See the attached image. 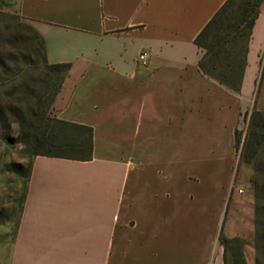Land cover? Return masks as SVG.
Instances as JSON below:
<instances>
[{
  "label": "crops",
  "instance_id": "crops-1",
  "mask_svg": "<svg viewBox=\"0 0 264 264\" xmlns=\"http://www.w3.org/2000/svg\"><path fill=\"white\" fill-rule=\"evenodd\" d=\"M225 1L16 0L17 14L44 41L47 63L69 65L53 117L91 127L93 153L86 162L32 160L8 264H208L214 257L233 183L234 132L264 52L263 1L240 93L201 74L194 40ZM141 52L145 67L136 61ZM225 141L233 155L221 184L213 159ZM245 173L231 197L233 215L252 203ZM213 201L220 209L210 226ZM232 220L225 237H242L229 229ZM222 254L215 252V264Z\"/></svg>",
  "mask_w": 264,
  "mask_h": 264
},
{
  "label": "trees",
  "instance_id": "trees-1",
  "mask_svg": "<svg viewBox=\"0 0 264 264\" xmlns=\"http://www.w3.org/2000/svg\"><path fill=\"white\" fill-rule=\"evenodd\" d=\"M262 2L263 0H226L194 40V44L202 52L198 62L201 74L236 94H239L241 90L251 31ZM23 32L32 37L34 44L31 50L36 59L41 56L52 75L57 74L50 76L45 73L46 83L55 79L54 89L48 101L52 105L69 70V65L48 64L44 41L39 34L19 15L0 10V35L8 33L12 43L19 45L20 48L23 45ZM240 42H244L242 46ZM10 71L8 66L0 60V87L11 79L10 76L3 77V75L7 77ZM25 89L28 91L27 87ZM6 94L14 98L15 90H10ZM34 101L27 103L28 105L35 103V106L28 108L26 114L22 115L14 109L10 110L13 120L25 130L24 141L32 150L31 160L37 156H43L81 162L90 161L93 153L92 128L56 118H47L46 111L40 108L41 96ZM239 143L240 134L236 129L234 132L236 152L239 151ZM238 157L241 163L253 165L254 168L253 187L256 198L254 264H264V221L261 222V216L264 215L260 212L259 206L261 195L264 194V163H260L261 160L264 161V111L251 112ZM217 240L223 250V264H247L244 257V248L247 243L242 238H227L219 235Z\"/></svg>",
  "mask_w": 264,
  "mask_h": 264
},
{
  "label": "rangeland",
  "instance_id": "rangeland-1",
  "mask_svg": "<svg viewBox=\"0 0 264 264\" xmlns=\"http://www.w3.org/2000/svg\"><path fill=\"white\" fill-rule=\"evenodd\" d=\"M0 10L5 13L18 15L16 0H0ZM23 37V45L19 48V45L12 43L9 39L8 33L0 35V60L11 70L7 77L3 75L5 78L10 76L11 79L4 82V86L0 87V264H8L10 260L32 164V150L24 141L25 130L18 122L13 120L10 110L14 109V111L18 110L22 115L26 114L28 108L35 106V103L34 105H28L27 103L35 102L34 100L41 96V110L46 111L47 118H54L51 111V103L48 101L54 89L55 79L46 83L45 73L50 76L57 74L52 75L45 63H43L41 56L36 59L31 50L34 44L31 35L23 32ZM243 43L240 42L241 46ZM259 62L261 70L255 79V88L251 93L248 109L239 115L237 121V131L240 134L239 151L242 148L251 112L256 110V106L264 109V52L261 54ZM25 87L28 88V91ZM10 90H15L14 98H10L6 94ZM225 142H221L216 151L218 159H213L215 161L213 164L216 165V170L219 172L221 184L225 182L224 170L229 165V160H231L233 155L230 146H228L229 143ZM239 151L236 152L235 150V162L233 161L231 165L233 167V183L224 203L223 217L214 243V257L210 258L208 264H215V252L221 249L217 238L219 235L225 236V227H228L227 223L232 218L234 221L232 220V226H229V229L238 232L233 234L242 236L239 238H242L247 243L244 248L246 263L254 264L256 218V198L253 187L254 168L253 165L241 163L238 157ZM261 162L262 164L264 163L263 160ZM247 169L250 172L248 194L252 197V203L248 207L241 206L238 208V205L233 215L231 197L237 191L238 185L236 182L238 179L240 178V184L244 183ZM207 189L206 184H204L203 191L205 193ZM245 199L246 196L240 198L239 204H242L241 201ZM259 206L260 212L264 215V194L261 195ZM219 209L220 205L213 201L210 211L214 213V218L208 223L210 226H214L216 223L215 214ZM263 221L264 216H261V222ZM205 227L208 229L206 225ZM206 228H204L203 243L208 240L209 233H207Z\"/></svg>",
  "mask_w": 264,
  "mask_h": 264
},
{
  "label": "built area",
  "instance_id": "built-area-1",
  "mask_svg": "<svg viewBox=\"0 0 264 264\" xmlns=\"http://www.w3.org/2000/svg\"><path fill=\"white\" fill-rule=\"evenodd\" d=\"M136 61L140 66H143V67L147 66V64H148L147 53L146 52L139 53Z\"/></svg>",
  "mask_w": 264,
  "mask_h": 264
}]
</instances>
